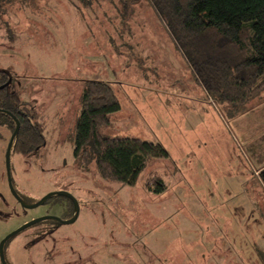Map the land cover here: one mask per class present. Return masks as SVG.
I'll list each match as a JSON object with an SVG mask.
<instances>
[{"label":"rangeland","instance_id":"obj_1","mask_svg":"<svg viewBox=\"0 0 264 264\" xmlns=\"http://www.w3.org/2000/svg\"><path fill=\"white\" fill-rule=\"evenodd\" d=\"M0 20V67L45 137L35 154L11 153V183L26 204L54 192L34 208L15 199L11 132L0 126V240L31 217L68 215L73 198L79 208L73 223L47 219L12 236L7 264H264V167L253 175L264 165V92L240 112L210 99L146 0L129 9L118 0L16 1ZM83 77L116 85L121 109L105 135L167 151L133 186L74 161ZM153 175L163 191L146 189Z\"/></svg>","mask_w":264,"mask_h":264},{"label":"trees","instance_id":"obj_2","mask_svg":"<svg viewBox=\"0 0 264 264\" xmlns=\"http://www.w3.org/2000/svg\"><path fill=\"white\" fill-rule=\"evenodd\" d=\"M16 1L27 0H0V13L4 15L7 6ZM138 1L118 0V3L129 9ZM146 1L192 77L210 99L240 112L261 96L264 92V0ZM119 110L120 103L109 82L84 81L80 112L73 127V158L76 162H93L104 180L133 186L148 161L167 158L168 154L158 142L105 135L104 129L113 125L111 116ZM16 121L19 128L11 153L22 156L37 153L45 141L42 124L37 121L34 107L21 99L8 71L0 67V126L12 132ZM144 183L147 190L156 193L165 188L163 179L157 175ZM72 209L63 218L74 212V205ZM10 239L6 240L3 250Z\"/></svg>","mask_w":264,"mask_h":264},{"label":"water","instance_id":"obj_3","mask_svg":"<svg viewBox=\"0 0 264 264\" xmlns=\"http://www.w3.org/2000/svg\"><path fill=\"white\" fill-rule=\"evenodd\" d=\"M19 128V122L16 121V125L14 130L11 132L10 137L8 139V142L6 144V149H5V167H6V174H7V182H8V186L9 189L12 193V195L15 197V199H17V201L24 207V208H34L38 205H40L42 202H44V200H46L48 197L54 195V192H50L47 193L46 195L42 196L38 201H36L33 204H26L24 201H22V199L19 197V195L15 192V190L13 189L12 183H11V177H10V153H11V147H12V142L14 140V137L18 131ZM74 202H75V208H74V213L72 215V217L70 218H60L57 216H52V215H43V216H39L33 219H30L29 221L23 223L22 225H20L19 227H17L16 229L12 230L11 232H9L8 234H6L1 240H0V264H7V262L5 261V257H4V244L6 242V240H8L9 238H11L12 236H14L15 234H17L18 232L26 229L27 227H30L38 222H41L45 219H56L58 220L60 223L63 224H70L73 223L76 220V217L78 215V205L76 203V199L73 198Z\"/></svg>","mask_w":264,"mask_h":264},{"label":"crops","instance_id":"obj_4","mask_svg":"<svg viewBox=\"0 0 264 264\" xmlns=\"http://www.w3.org/2000/svg\"><path fill=\"white\" fill-rule=\"evenodd\" d=\"M122 68V67H121ZM120 69V68H119ZM117 72V71H116ZM112 74V73H111ZM117 73H115L114 75L112 74V76H115ZM89 79H98V78H93V77H83V80L85 81V80H89ZM102 80V79H101ZM103 80H105V81H107V82H109L112 86H113V88L115 89L116 87V85H115V83H114V81H109V80H106V79H103ZM84 81H83V83H84ZM83 83H82V85H83ZM117 94V93H116ZM118 96V95H117ZM120 109H121V104H120ZM243 131H244V129H243ZM244 135H245V132H244ZM263 167H264V165L263 166H261V168H259V169H255L254 170V172H253V175H259L260 174V172H261V170L263 169ZM30 219H32V217L30 218ZM29 219V220H30ZM28 220H24L23 222H22V224L23 223H25V222H27Z\"/></svg>","mask_w":264,"mask_h":264},{"label":"flooded vegetation","instance_id":"obj_5","mask_svg":"<svg viewBox=\"0 0 264 264\" xmlns=\"http://www.w3.org/2000/svg\"><path fill=\"white\" fill-rule=\"evenodd\" d=\"M43 216V215H42ZM53 216V215H52ZM57 217H59V216H57ZM60 218H63V217H60ZM49 219H51L52 221H54V222H56V223H59V221L58 220H56V219H52V218H49ZM63 219H66V218H63ZM45 220H47V219H45ZM44 221V220H43ZM42 222V221H41ZM41 222H38V223H41ZM47 230L46 229H41V232L42 233H45Z\"/></svg>","mask_w":264,"mask_h":264}]
</instances>
